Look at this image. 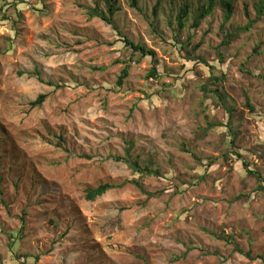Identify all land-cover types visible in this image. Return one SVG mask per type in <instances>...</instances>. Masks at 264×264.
<instances>
[{
  "label": "rangeland",
  "instance_id": "374dc122",
  "mask_svg": "<svg viewBox=\"0 0 264 264\" xmlns=\"http://www.w3.org/2000/svg\"><path fill=\"white\" fill-rule=\"evenodd\" d=\"M156 1L117 0L142 56L88 17L105 0H0V264H264V11L244 30L260 0H234L228 21L214 0L195 31L207 0H160L153 17ZM216 88L234 137L203 135L228 120ZM102 183L118 187L87 200Z\"/></svg>",
  "mask_w": 264,
  "mask_h": 264
},
{
  "label": "trees",
  "instance_id": "16d2710c",
  "mask_svg": "<svg viewBox=\"0 0 264 264\" xmlns=\"http://www.w3.org/2000/svg\"><path fill=\"white\" fill-rule=\"evenodd\" d=\"M129 1V5L132 8H137L138 9V0H128ZM106 3V11L98 8L97 6H94L92 8H88L87 9V13H88V17L89 18H93V17H97L100 18L101 20H103L104 22H106L108 25H110L114 31L116 32L117 35H119L121 37V41L124 42V46L127 48H130L133 52H140V54L142 56H146V55H154V52L148 48H145L143 45L141 44H134L133 42H131L129 39H127V37L123 36L121 34V32L118 30L115 21H114V15L115 13L119 10V6L117 5V0H105ZM214 0H207V5L201 7V9L198 11V13L195 16V19L193 21V23L191 24V28L195 31L199 25L201 24V22L203 21V19L205 17L208 16V14L211 12L212 8H213V4ZM217 5L221 8L222 12H223V18L225 21H228L230 19V17L232 16V14L234 13V0H218L216 1ZM160 4V0L156 1V4L153 6V12H152V16L154 17L156 15L157 12V8ZM255 9H256V14L254 16L253 19L250 18L249 13H248V9L247 6L244 7V13L248 19L247 22V26L244 28V30H248L254 22H256L257 20L260 19L263 11H264V0H260L259 4L255 5ZM188 6L187 5H183L182 8L180 9V11L178 12V14L176 15V19H175V25H176V31L177 33H179L184 25V19L186 18L187 14H188ZM154 19H152L153 21ZM150 25L153 26V22H150ZM236 32H233V34H235ZM232 39V34L229 33H225L223 41L221 42V44L219 45L220 48H225L229 46V43ZM254 52H257V49L254 48L253 50ZM221 61V60H220ZM209 67L211 69H214L213 66ZM128 75V66L126 65L122 70L121 73L117 79V85H121L122 81L124 78H126ZM148 75H150V77H158V74L156 72V68L155 66L151 68V70L149 71ZM223 73H211V79L218 81V80H222ZM212 84L215 83V85L218 86V82H211ZM211 92L215 93L216 98H218L220 101H222V105L226 111L227 114V122H224L222 124H214L212 122H208V125L205 129L202 130L203 135L206 134L208 128H214L217 126H222L227 128L226 134L230 137H234V131H232V119H233V113L235 112V106L233 105V102L231 101L229 96H225V93L223 91H218V88H216L215 90H211ZM46 98V94H40L36 97L35 100H33L30 105L31 106H37V105H41L43 103V101ZM234 144V138L230 139L229 145L232 146ZM231 153V151H230ZM233 153V152H232ZM226 155H229V153H226L223 157L226 158ZM238 155V153H237ZM115 160H121L122 158L120 157H113ZM125 161L128 163L129 167L132 169V172L134 174H136L139 177L145 176V174H155V172H152L150 170H148L146 167H141L137 164L136 161H131L130 160V156L126 155L125 157ZM130 183L135 184L137 187H140L138 180L136 178H133V180H130ZM121 186V185H120ZM115 187L114 184H110V183H102L100 185H98L97 187L94 188H86L85 189V198L87 200H95L97 197L102 196L104 193H106L108 190L113 189ZM23 228V227H22ZM219 238H222L219 236ZM12 239V238H11ZM14 241V239H12ZM235 250L238 251L239 253H244L238 246H235ZM246 256L252 258L249 254V252L244 253ZM34 260L37 259V256H31Z\"/></svg>",
  "mask_w": 264,
  "mask_h": 264
}]
</instances>
